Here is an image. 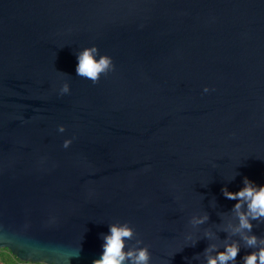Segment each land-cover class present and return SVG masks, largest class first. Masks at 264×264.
Returning <instances> with one entry per match:
<instances>
[{"label":"water","instance_id":"water-1","mask_svg":"<svg viewBox=\"0 0 264 264\" xmlns=\"http://www.w3.org/2000/svg\"><path fill=\"white\" fill-rule=\"evenodd\" d=\"M245 176L264 185V0H0V248L92 264L130 222L151 264H205Z\"/></svg>","mask_w":264,"mask_h":264},{"label":"clouds","instance_id":"clouds-1","mask_svg":"<svg viewBox=\"0 0 264 264\" xmlns=\"http://www.w3.org/2000/svg\"><path fill=\"white\" fill-rule=\"evenodd\" d=\"M77 59V75L93 83H98L101 75L107 74L114 67L112 57L107 54L101 55L95 45L81 50ZM208 90L207 87L204 89L205 92ZM69 91L70 85L65 82L61 93ZM59 130L63 132L65 127L61 125ZM71 143V139L65 140L64 147H68ZM222 192L225 198L237 201L231 209L235 223L229 222L227 227L222 229L227 233L222 248L215 243H209L204 249L205 264H237L242 246L252 250L242 257L243 264H264V236H258L252 231L255 226L253 221L264 223V185H257L245 176L243 187L238 191H230L225 185ZM209 218L205 213L193 217L191 223L202 225ZM102 236L103 252L99 258L93 260L92 264H151L150 246L144 244L142 239H136V230L130 222L111 223L109 232ZM211 236V232L206 233L207 238L211 239ZM187 239L193 238L189 235ZM131 240H135V243L129 247L127 242ZM197 242L198 240L191 246H195ZM199 255L196 254L195 257L199 258Z\"/></svg>","mask_w":264,"mask_h":264},{"label":"trees","instance_id":"trees-1","mask_svg":"<svg viewBox=\"0 0 264 264\" xmlns=\"http://www.w3.org/2000/svg\"><path fill=\"white\" fill-rule=\"evenodd\" d=\"M0 264H43L20 260L8 248H0Z\"/></svg>","mask_w":264,"mask_h":264}]
</instances>
